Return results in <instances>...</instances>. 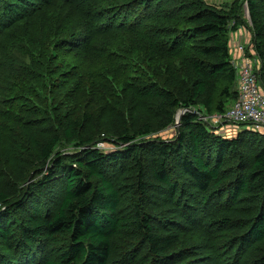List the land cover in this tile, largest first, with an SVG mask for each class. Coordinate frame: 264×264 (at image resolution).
<instances>
[{
    "label": "trees",
    "instance_id": "trees-1",
    "mask_svg": "<svg viewBox=\"0 0 264 264\" xmlns=\"http://www.w3.org/2000/svg\"><path fill=\"white\" fill-rule=\"evenodd\" d=\"M39 1L40 8L54 3ZM100 1L60 2L67 9L63 8L66 13L61 19L71 18L64 28L62 43L84 44L89 50L96 38L108 35L115 17L104 22L109 12L99 6ZM245 1L252 23L249 33L254 38L251 40L254 51L250 54L260 62V83L264 87V4L261 0ZM134 3L146 4L147 0ZM168 3L173 4L174 12L170 15L174 26L166 28L170 38L148 46L156 64L147 69L145 94L158 98L149 106L150 111L139 115L136 105H122L129 118H122L123 122L115 127V122H108L114 129L110 135L104 132L101 135L113 147L104 149L95 143L94 110L69 109L51 116L57 130L48 138H33L32 163L55 167L41 181V189L52 190V200L57 202L54 211L40 206L19 217L18 212L26 206L35 188L29 186L30 191L20 193L9 192V186L0 189V243L4 249L17 250V264H111L112 238L123 230L140 235L154 258L170 257L180 235L156 232L153 211L149 209L156 207L159 200L161 204H175L190 220L200 223V195L220 184L225 162L240 147V138L219 135L220 132L199 119V114L224 112L227 103L237 97V69L230 44L231 32L243 23L244 0H235L229 6L205 0H168ZM29 11L23 0H4L1 27L8 29L13 23L29 18ZM75 14L80 16L77 31L82 32L70 38L68 29ZM148 19L151 24L147 28L154 29L153 20ZM147 28L145 31H150ZM176 34L179 36L175 38ZM186 38H193L186 48L191 54L182 56L181 40ZM30 49L27 44V51ZM38 50V54L28 52L34 61L49 56L42 42ZM156 76L158 80L154 82ZM95 86L92 90L98 94L101 90ZM183 108L196 109L198 113L187 110L178 126L177 111ZM166 128L174 130V134L164 138L159 130ZM242 139L258 141L260 147L253 156L235 165L232 172L237 176L229 183L230 196L238 199V195L253 191L259 195L249 235L251 241H260L264 238V137L247 132ZM64 141L74 142L77 150L57 152L56 148ZM29 146L19 144L18 149L27 151ZM117 170H121L118 174L121 182L116 184L110 172ZM31 176V172H26L24 179ZM61 184L64 192L58 195L53 187ZM124 189L137 199L128 216L121 215L118 209ZM204 197L208 201L215 194Z\"/></svg>",
    "mask_w": 264,
    "mask_h": 264
},
{
    "label": "rangeland",
    "instance_id": "rangeland-1",
    "mask_svg": "<svg viewBox=\"0 0 264 264\" xmlns=\"http://www.w3.org/2000/svg\"><path fill=\"white\" fill-rule=\"evenodd\" d=\"M23 1L30 7L31 16L13 23L8 29H3L0 25V189L9 186V192L19 190L20 193L30 191L29 186L35 188L28 196L26 206L18 212L19 217L28 215L35 207L41 206L52 211L57 207V202L51 197L52 190L41 189L49 170L55 167H39L32 163L35 145L33 138H48L57 130L52 118L56 116L55 113L90 108L95 112L92 125L97 129L96 145L103 149L113 147L103 140L101 134L104 132L110 135L114 129L108 122H115V127L123 122L122 118H129L126 115L127 109L122 105H136L139 115H143L150 111L152 103L158 101L157 97L145 94L149 78L147 69L156 64L151 52H148V46L157 40L170 38L167 29L174 26L171 21L173 18H170L174 13L173 4H169L168 0H154L152 3L147 0L146 4L134 3L135 0H99V6L105 7L109 12V17L104 22H111V18L115 17V24L108 35L96 38L88 50L84 44L80 46L70 42L66 46L61 42L64 41V28L71 20L67 17L65 19V16L61 19L67 9L60 2L65 0H53L54 3L45 8L39 7L42 6L39 0ZM205 1L217 6H229L235 0ZM261 2L264 4V0ZM3 6L4 0H0V18ZM242 11L243 23L232 31L235 36L250 34L252 23L245 0ZM148 18L153 20L154 29L150 27V31H145L148 24H151ZM79 19L80 16L75 14L69 25L70 38L82 32L77 31L80 27L76 25V21L79 22ZM178 36L176 34L174 37ZM245 37L244 34L243 38ZM253 39H247V46L241 53L233 54V60L240 61L243 58L238 55L245 53L259 61L257 56L250 54L254 51ZM181 41L183 45L180 47L184 48V51H180L181 55H190L191 50L186 48L190 47L193 38ZM41 42L46 46L45 53L49 54L40 58L45 61L42 64L40 59L34 61L27 51L28 44V47H32L29 53L38 54ZM252 69L260 82V62H252ZM156 80L157 76L154 77V82ZM239 81L240 72L237 69V92ZM96 84L101 90L98 94L92 90ZM262 88L264 91V87ZM77 102L80 103L76 104ZM232 103L233 101H229L226 109ZM178 112L179 110L177 114ZM220 131L219 135L226 138H240V147L225 162L220 184L200 195V223L190 220L175 204L165 205L159 200L156 207L149 209L153 211L152 222L156 232H177L180 235V241L172 255L154 258L140 235L123 230L112 238L111 264H264V238L251 241L249 235V229L257 215L259 195L253 191L242 193L238 195V199H233L229 187V183L237 176L232 172L235 165L241 159L253 156L260 147L258 141H247L242 137L249 132L262 138L264 131L255 132L248 126L233 124H226ZM159 132H162L164 138L174 134V130L172 132L168 128ZM19 144L31 146L27 151L21 152ZM56 150L72 153L77 149L74 142L64 141ZM34 168L36 171H33ZM26 172L32 174L27 180L24 179ZM119 173L121 170L110 172L116 184L121 182ZM53 189L56 194L63 195L64 185L54 186ZM121 193L118 209L121 215L128 216L134 210L136 195L126 189ZM205 194H215V197L205 201ZM17 254L16 249H4L0 243V256L3 258H0V264H17Z\"/></svg>",
    "mask_w": 264,
    "mask_h": 264
},
{
    "label": "built area",
    "instance_id": "built-area-1",
    "mask_svg": "<svg viewBox=\"0 0 264 264\" xmlns=\"http://www.w3.org/2000/svg\"><path fill=\"white\" fill-rule=\"evenodd\" d=\"M244 34L246 35L243 38ZM251 36L247 33H241L235 36L231 33V53H241L247 46V39ZM244 41V42H243ZM241 43H243L241 45ZM234 50V51H233ZM236 57V56H234ZM242 57L240 61L233 60L236 69L240 72V81L238 94L233 101L232 106L224 112H217L211 115L199 114L202 121H206L211 129L221 132V128H225L226 124L245 125L255 132L264 131V91L260 85L257 75L252 69L253 60L250 55L245 53L238 55Z\"/></svg>",
    "mask_w": 264,
    "mask_h": 264
},
{
    "label": "water",
    "instance_id": "water-1",
    "mask_svg": "<svg viewBox=\"0 0 264 264\" xmlns=\"http://www.w3.org/2000/svg\"><path fill=\"white\" fill-rule=\"evenodd\" d=\"M187 110H188V111H192V112H194L195 114L198 113V111H197L196 109H192V108H190V109H185V108L180 109L179 112H178V114H177V125H178V126H179V123H180V121H181L182 115H183Z\"/></svg>",
    "mask_w": 264,
    "mask_h": 264
},
{
    "label": "crops",
    "instance_id": "crops-1",
    "mask_svg": "<svg viewBox=\"0 0 264 264\" xmlns=\"http://www.w3.org/2000/svg\"><path fill=\"white\" fill-rule=\"evenodd\" d=\"M231 33H232V32H231ZM233 54H234V52H233ZM233 54H232V55H233ZM235 55H236V54H235ZM199 119H200V116H199ZM200 120H201V119H200Z\"/></svg>",
    "mask_w": 264,
    "mask_h": 264
}]
</instances>
